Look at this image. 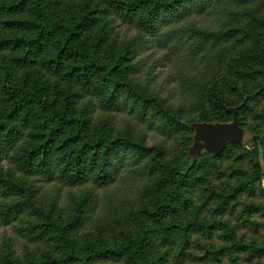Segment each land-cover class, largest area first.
Returning <instances> with one entry per match:
<instances>
[{
	"label": "trees",
	"instance_id": "obj_1",
	"mask_svg": "<svg viewBox=\"0 0 264 264\" xmlns=\"http://www.w3.org/2000/svg\"><path fill=\"white\" fill-rule=\"evenodd\" d=\"M156 54L155 65L173 69L175 111L135 82ZM262 97L264 0H0V228L10 226L18 239L0 235V264H168L156 245L177 242L180 261L192 234L215 231L218 245L200 247L193 263L256 264L264 243L239 236L219 216L240 206L243 224L254 232L264 225L251 220L264 218V205L240 201L262 177L258 149L231 143L215 154L203 150L202 137L214 123H230L227 109L245 102L241 127ZM185 113L197 121L182 122ZM255 118L262 131L264 106ZM145 123L170 138L173 125L181 128L180 152L166 158L164 146L146 148L144 136L132 141ZM235 151L226 175L217 162ZM212 168L220 186L209 183ZM43 183L55 193L46 201ZM197 188L201 203L190 210ZM65 189L67 222L58 203ZM46 243L50 251L32 254Z\"/></svg>",
	"mask_w": 264,
	"mask_h": 264
},
{
	"label": "rangeland",
	"instance_id": "obj_2",
	"mask_svg": "<svg viewBox=\"0 0 264 264\" xmlns=\"http://www.w3.org/2000/svg\"><path fill=\"white\" fill-rule=\"evenodd\" d=\"M153 46V45H152ZM236 44H233L228 51H226L225 53H223L218 68L216 70V75L220 76V74L223 72L224 70V65L226 63L227 58L230 56V54L234 51H236ZM153 51V49L149 52V53H144L142 56H146L148 54H151V52ZM159 56V54H156L155 56H152L151 58V65L150 63L148 64V68H146V73H149V78L147 81L146 73H142L139 74L137 76H135V81L138 85H140V89H142L141 87H144V85L148 86L149 88L147 89L149 92H153L156 95L159 96V98L161 100L164 101L165 105H169V110H177V107L180 103L178 96H175V92L173 91V89L175 90L176 88V83L174 82V80L172 79V74H173V69L171 68V64L166 62V61H157V65H155V61L157 60V57ZM154 60V61H153ZM159 62V63H158ZM131 83H134V80L131 81ZM144 84V85H142ZM256 90L252 91L255 92ZM152 93V94H153ZM177 93V92H176ZM153 94V95H155ZM245 102H242V104L244 105ZM241 104V105H242ZM264 106V97L261 98L259 103H256L253 106V109L248 112V113H244L243 114V119H242V125L240 128L243 130V136L240 140L235 141L232 144H241L242 146H244L245 148H249L250 150H252L255 146L258 149L259 152V164L262 170V177L259 181V183L255 186L254 191L252 192L251 195H243L240 199V201H244V202H254V203H258V204H263L264 205V141L263 143L260 142V138L264 137V127L262 128V131H259L258 125L259 122L256 120L255 118V114L259 113L262 110V107ZM148 113H154V109L152 107H149L148 109ZM198 119V114L196 113H185L182 115L181 117V121H197ZM217 123H214L213 125H215ZM143 125V126H142ZM198 126H204L205 124L200 123L197 124ZM198 126L193 129L194 135L193 137L198 134ZM175 129V132L173 134V138H170L164 134H159L155 127H151L148 124H140L139 128L140 133L141 134H137L136 138H132V141L135 142H140L141 137L143 138L144 136V145L146 148L149 147H153V146H157V145H162L165 147L166 150V158H171L174 157L176 154H178L180 152V149L182 148V146L180 145V142H182V137L187 136L186 133L183 132V130L181 128H179L177 125H173L172 126ZM203 150L207 151L206 148L203 147ZM239 154V151H235L232 153V155L230 156V159H226L224 158L223 160L221 159L220 161L217 162V168L220 171L225 172V174L227 175L229 173V166H231L232 161L234 160V158ZM198 157V155H197ZM217 177V171L215 168H212L211 170H209L208 173V179H209V183L211 184V186H220L221 185V181H217L216 180ZM228 182V179L224 180V183ZM38 185V184H37ZM52 186L50 184H39L38 188L39 191L41 193H45V196H47V198H45V201L52 198V196L55 194L53 192L54 189L51 188ZM77 194V192H76ZM59 206L64 207L66 214L64 215V221H68V218H71L73 216L72 212H71V208H68L67 205L69 203L68 200V190H62L60 191V195H59ZM189 197V205L191 206L190 210L192 209V207H197L200 205L201 203V197H202V191L199 190V188L195 189L194 191H192L191 193L188 194ZM38 209H40L39 206H36ZM67 209V210H66ZM38 212V211H37ZM45 214H47L46 210L44 211ZM190 211H185V213L183 214L184 217H186L188 215ZM209 210L207 209H202L200 211V217L202 218H206L208 220H210L209 217ZM220 220L225 221L227 223H229L232 226L236 227V231L238 233L239 236H243L246 240L248 241H256V242H263L264 243V225H261V227H259L257 229V232H254V230L246 225L243 224V221L245 220L246 217L243 216L242 213V207L238 206L234 212H230L229 208H227L220 216H219ZM56 219V217H51V220ZM251 220L258 222L260 224H264V218L261 217L260 215L256 214V215H252L251 216ZM34 221H37V224H41V222H43L41 220V216L38 215V213L36 214V218ZM57 221H59V219L57 218ZM6 235L7 238L10 239H15V242H17V238L15 237V235L13 234L12 230L10 229V226L7 227H1L0 228V235ZM218 235L219 232L215 231L213 234H211V236L208 238L206 236H200L198 233H194L192 234V244L189 246L186 256L183 257L180 261L179 259H177V253H178V243L176 242L175 244L171 245V246H165V247H161L159 245L155 246V252H159V253H166V256L168 257V264H195L192 262L193 257L195 256H203V251L200 250V247H209L211 245H218ZM195 240H198L196 242H194ZM16 248L18 247V251L19 254H23L22 251V243L20 241L19 245L15 244ZM52 248L51 245H49L48 243L46 244H41L40 246H32L30 249L33 250L32 254H42L43 252L46 251H50ZM23 258V257H22ZM194 261H196L194 259ZM23 264H28V259H24L23 260ZM256 264H264V257L258 258L255 260ZM99 264V263H96ZM101 264H121L120 260H117L115 258H110L106 261H103ZM201 264H226V260L224 257H219V261H214V260H208L207 262H201Z\"/></svg>",
	"mask_w": 264,
	"mask_h": 264
},
{
	"label": "water",
	"instance_id": "obj_3",
	"mask_svg": "<svg viewBox=\"0 0 264 264\" xmlns=\"http://www.w3.org/2000/svg\"><path fill=\"white\" fill-rule=\"evenodd\" d=\"M242 105L237 108L227 109V112L232 115L230 123L212 125L203 134L202 140L204 148L209 152L220 154L229 144L242 138L243 130L240 128L238 121V111ZM199 133L200 130H198Z\"/></svg>",
	"mask_w": 264,
	"mask_h": 264
}]
</instances>
